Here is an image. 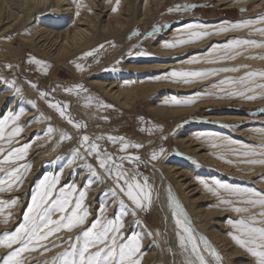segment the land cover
Here are the masks:
<instances>
[{
  "label": "bare ground",
  "instance_id": "6f19581e",
  "mask_svg": "<svg viewBox=\"0 0 264 264\" xmlns=\"http://www.w3.org/2000/svg\"><path fill=\"white\" fill-rule=\"evenodd\" d=\"M165 1L0 0V36L7 33H16L19 36V42L31 50L49 59L62 62L68 57L84 49H90V47L107 39L124 38L139 23L148 24L152 20V17L161 9ZM205 1H213L222 10H240L246 8L253 1H257L258 5L264 7V0ZM113 8L116 10L113 11ZM261 16H264V11L261 15L253 17L243 16L238 19L220 18L213 22H204L200 19L192 18L182 25L171 28L169 32L158 39L151 41L149 54L142 56L136 63H126L120 73H116V70L115 72L113 71L114 74H104L102 72L96 74L95 77L86 80L87 85L96 89L104 97L122 109L129 110L136 104L141 103L149 113L162 120L182 119L196 114L201 109L227 104H233V106L240 105L247 108L262 106L264 105V90L258 89L256 91L257 99L247 100L240 96L230 97L227 95V92H221L213 88L212 85L224 77H239L249 70L264 71V59H259L260 56H264V48L241 49L242 54L236 56L235 59H225L219 63H208L207 60L209 59V52L212 51L213 47L223 45L229 40H264V36L254 31L255 28H264V24H255L252 29L242 28L235 31L209 35L203 39H198L195 42L182 44L177 47H164L166 42L176 44L180 40L191 39L189 31H186L187 25L190 24L205 25L209 32L215 33L221 26L245 20H257ZM201 30L191 29V31ZM202 49L204 51H199ZM185 52L196 53L185 59L174 61L167 59L168 56ZM214 55L222 56L224 53L218 51ZM192 60L198 62L189 63ZM242 65H247L248 67L245 68ZM224 67H238L239 71L221 72L218 75L203 80L198 79L192 83H184L182 80L168 76L172 71H201ZM11 78H0V120L9 114L17 115L21 112L23 113L19 115L17 121L14 123L9 121L5 125L4 135L6 134V137L9 136L16 125L23 129L19 135L12 138V143L9 145V148L11 150L12 148L23 147L26 144L29 145L26 151V159L34 168L30 174V184L35 183L34 179L38 173L44 172L42 180L45 176L50 178L59 177L55 185V196L59 195V189L64 188L65 191H69V186L75 185L76 191L72 192L69 197V208L75 207V200L78 198L79 192L85 191L86 195L81 202V208L83 210L86 209L89 214L85 220L87 224L86 228L95 222L94 219H100L102 222L114 219L115 213L119 211L116 203L117 198L111 195L110 190L107 192V189L103 190L99 186V181L91 176L88 169L84 167V163H79L77 159L71 164L68 163L71 155L69 153L67 154L63 149H59V144L54 142L50 134L45 135L50 126L49 123L45 124L43 119H45L44 117L49 118V112L44 111V108L41 109L37 100H28L26 97L28 94L27 88L19 78L16 76ZM10 79L15 82L14 86H9V82H12ZM257 83H264V81L257 80ZM15 88H19L20 92L17 93ZM197 92L202 93V95L197 97ZM173 98L181 101L194 98L195 103L190 105H177L173 103ZM32 102H34L35 106H33ZM205 117L216 122H228L231 124L248 119V116L239 113L208 114ZM257 120V123L246 125L248 127L244 129L235 127L224 129L214 126L190 125L186 129L179 130L174 135V140L187 153L197 155L196 158L207 160L211 165L216 167L225 170L229 169L233 175H243L248 180L256 172H264V165L244 162L249 159H264V156L245 157L242 155L247 149L242 148L241 145H247L256 152H261L260 145L264 144V134L261 132V130H264V117L260 116ZM61 132L68 133L72 138L74 137L75 144L78 143L77 138H75L71 130L66 126L60 129L59 133ZM229 140L235 141L236 143L228 144L227 141ZM213 144L217 145V147H213ZM2 145L0 144V147ZM204 150L207 153L202 152ZM235 150L240 152L236 156L231 154ZM48 162H50L49 167L51 169L45 171L43 166ZM87 162L91 163L89 160ZM231 164H234V167L231 168ZM159 170L158 179L160 186L158 187L164 190V186H166L164 185V179L169 180L175 186L198 226L207 231V234L218 245L220 252H223L222 256L228 261L227 264H255L249 255H245L242 251L238 250L234 242L226 239L227 235L225 236L222 233L226 229L221 228L217 222L213 223V217L221 218L223 216V214L216 215L215 210H213L218 202L221 203V200L218 201L216 199V204H211V207L206 208L205 206L209 201L206 196L215 195L223 197V195H218L217 189L215 194L209 191L200 183V180H204L214 189L216 186L213 185L212 181L215 179L218 181L221 179V181L223 180L222 183L235 187H247H242L240 184L235 183V181L224 179L218 173H211L207 168L202 171L200 166H190L187 160L181 158L162 161ZM89 181H91L90 186L85 188V185H88ZM244 183L249 186H254L257 189L260 188L262 190L261 192H264V188L260 187L262 185L260 181H247L242 184ZM229 195L231 197L241 198L236 195ZM119 198L124 199L122 195ZM124 201L128 205L129 214L123 217V227L119 229L117 242L126 243L127 238L134 232L139 233L142 238L140 241V253L143 254L141 259L142 264L147 256L151 255H147L149 252L147 249L150 243L153 244L155 242L153 237L147 233L146 224L142 216L138 212L136 216H132L130 214L131 207L129 203L125 199ZM102 207L104 208L103 211H101ZM97 208L98 211H96ZM112 210L113 213L110 215V211ZM103 213H109V215L100 217L99 215ZM2 217H4L3 214L0 215V241H2L6 230H9V228L13 229L17 222L15 220L19 219V216H16L4 228L3 226H6V224L4 225V218L2 219ZM214 227H218L219 231H216ZM13 247L15 248L16 246ZM9 251L10 249L0 247V261L2 264L4 257ZM28 253L23 254L24 264H40L41 258L39 254L35 252L27 256ZM140 253L137 255H140Z\"/></svg>",
  "mask_w": 264,
  "mask_h": 264
},
{
  "label": "rangeland",
  "instance_id": "374dc122",
  "mask_svg": "<svg viewBox=\"0 0 264 264\" xmlns=\"http://www.w3.org/2000/svg\"><path fill=\"white\" fill-rule=\"evenodd\" d=\"M186 5H194V7L185 10L183 6ZM177 6H181L180 10L178 11L176 10ZM169 9L173 10L169 11ZM263 11L264 7L258 5L257 1L251 2L246 8L240 10H222L220 7L216 6L213 1L207 2L205 0H166L162 4L161 9L156 15L152 17V20L148 24L139 23L135 25L124 38L107 39L96 44L95 46L90 47V49H84L82 50L83 52L80 51L78 52L79 54L76 53L75 55L68 57L62 62H57L55 60L49 59L31 50L29 47L19 42V36L16 33H7L3 36H0V78H11L13 76L19 78L27 88L28 94L26 97L28 98V100H37L39 106H41V109L44 108V111L49 112V118L44 117L45 119H43V122L45 124L49 123V126L56 130L50 133V137L54 140V142H57L59 144V149H63L67 152V154L69 153L71 155L72 149L78 146V143L75 144V141L73 139L74 137L71 140L60 139L59 131L65 126L71 130L75 138H77L78 142L79 137L83 134H87L90 137L97 135H103L107 137L111 135L116 137L122 136L127 141L142 145V147H140L139 149L129 147L125 152L122 153L119 152L120 145L118 143L112 144L107 139L99 142L102 148L111 152L114 156L138 155L140 157L139 163L125 162L123 166L124 170L128 171L130 175L139 174L138 179H140L141 182L143 181V177H147L148 183L152 187L153 191L151 207L147 211L137 210V212L142 216L144 223L146 224L145 226L147 228V233L153 237V240L155 242L153 244L150 243V246L147 249L150 253L148 252L147 255H151L147 256L146 260H144L142 264H184L186 254L183 253L179 248L175 235L177 229L172 216L173 208L169 206V189L186 213L187 218L190 220L191 226L194 229L195 233L203 235L207 238L209 243L221 257L219 264H227L228 261L224 258V256H222L223 252H220L218 245L207 234V231L205 229H201L198 226L193 215H191L192 213L189 211L185 202L180 197V193L175 188V186H173L169 180L164 179V185H166L164 186V190L158 187L160 186V182L158 179V174L160 172L159 168L162 165V161L166 159L181 158L187 160L190 166H200L202 171L207 168L209 172L218 173L222 176V178L235 181V183L240 184L242 187L253 189L255 188L254 186H249L248 184L246 185L245 183H242L247 181H260L263 185H260V187L264 188V172L258 171L250 176L251 179L247 180V178H245L243 175H233L229 169L225 170L223 168L211 165L207 160L196 158L197 155L187 153L181 148L179 144L175 143L174 140V135L179 130L186 129L190 125L214 126L224 129H231L233 127L244 129L248 127L246 125L257 123L258 117H264V112L260 111L261 108H264V105L259 107L247 108L240 105L233 106V104H227L204 108L196 114L182 119L162 120L161 118L149 113L146 107L141 103L136 104L129 110L122 109L121 107L117 106L115 103L104 97L96 89L89 87L86 80L95 77L96 74H99L101 72L104 74H114V72L117 70L116 73H120L126 63H136L139 59H141L142 56H144L139 55V53L143 52L149 54L151 41L158 39L159 37L169 32L171 28L182 25L192 18H197L204 22H213L220 18L238 19L243 16L253 17L256 15H261ZM154 28H158V31L153 32ZM149 33H152V35H149ZM101 45H103L102 48L100 47ZM203 49L199 51H204ZM88 52H92L93 54L90 56H86L85 54ZM195 53L196 52H185L178 55L168 56L167 59L173 61L185 59L186 57L194 55ZM30 58L40 60L44 62V64L38 65L35 63H29ZM9 65H11V67H8ZM76 65H80L82 67V70H78ZM31 84H35L37 85V87L33 88L31 87ZM75 85H82V88L86 89L87 91L79 90L78 93L74 92L71 94L65 92V88L73 87ZM41 91L47 92L49 93V95L45 99H41L39 95ZM89 97L91 98L90 100ZM47 101L53 103L56 101H60L62 103L69 104L70 107L68 111L71 113L72 117L76 121L85 123L87 125L86 129L77 130L73 128L65 120H63L53 108H50L48 106ZM101 101L105 105H111V107L100 106ZM220 113H239L248 116V119L246 121L234 122L231 124L228 122H216L205 117L208 114ZM172 120H174L175 122ZM4 137L5 139H0L1 145L4 142L0 147L4 148V151L0 153V159H3V156L7 155V152L10 150V144L7 142L8 136L6 137L5 134ZM161 149H163V152H160ZM153 152L158 153V156L155 160L151 159V155ZM202 152L207 153L206 150ZM239 153L240 152L237 150L231 152V154L235 156ZM88 160L93 164V166H95L96 162L93 157H88L87 161ZM77 161L79 163H84V161L79 159H77ZM25 164L30 165L31 167L27 174L23 176L22 183L14 184L11 188H9L8 184L10 183V181H8L7 179V171L11 170V168L13 167H19L20 165ZM49 165L50 162L44 164L43 169L45 171H49V169H51ZM0 167H3L5 169V171L0 172V178L5 179V184L2 186L4 188V192L0 191V202L5 203L3 210L0 211V215L3 214L4 216L2 217V219L4 218L3 223L4 225L6 224V226L3 227H7V223H9L11 219L14 220L16 216H19V219L15 220V222H17L14 225V228H9V230L7 229V233L14 231L20 223H23V213L27 211V206L31 204L32 196L36 192L40 181H42L44 172L38 173L37 177L34 179L35 183L31 185L30 174L34 168L29 163V161H27L26 154L24 155L23 159L15 160L14 163L11 164L0 165ZM232 167H234V164H231V168ZM97 171L98 173H100V176L102 178L101 180H98L99 186L103 190L107 189L108 192L111 188L114 187L113 181L108 179V177L105 176L99 168H97ZM219 181L222 182L223 180L221 181L220 179ZM55 189L53 192V197H55L56 194ZM255 189L259 192L262 191L260 188ZM24 191H26V193H24ZM217 191L218 195H223V197H218L215 195L206 196L209 201L207 202L205 207H211V204H216V199L218 201L223 199L233 202L232 204H224L218 202V204L215 206V209L213 210H215L214 212L216 213V215L223 214V216L221 218L213 217L212 221H214L213 223L217 222L221 228L226 229L222 231V233L225 236L227 235V240H230V242H234L231 238L230 233H238L232 227L230 221H236L243 216L249 215L250 213H236L232 211V208H251V206L238 203V201L242 198L231 197L229 195L231 193H228L223 189H217ZM123 198L127 201L126 197ZM12 200H16L17 203L14 206H7V204ZM127 202L132 208L131 203L129 201ZM71 209L72 208L68 207L66 210V214H70ZM260 210L261 209L258 207L251 209V211L253 212H259ZM77 211L80 212L83 211V209L81 208ZM96 211H98V208L96 209ZM112 213L113 210L110 211V215ZM60 215V213H56L53 216V219H57ZM103 215L104 217H106V215H109V213H103L99 216L101 217ZM5 218H7V223L4 222ZM96 220L97 219H94V221ZM86 227L87 224L84 223L82 226L75 228L71 232L61 231L49 237L48 240L42 242V244L46 246L47 250H45L44 247L38 246L37 251L30 252L27 256H30V254L32 255L36 252L41 258L40 264H46V262L47 264H51L52 258L56 256L57 253H60L68 248L70 242L69 238H74L78 233L82 231V229H85ZM214 228L216 229V231H219L218 227ZM54 245H59V247H56ZM235 245L237 246L238 250L242 251L243 254L249 255L250 259L255 263L254 258L249 253L239 247L236 243ZM202 247L203 246L201 245V248ZM92 251H95V249H92ZM205 256L211 261V264H217V262L212 257H209L207 253H205ZM0 264H2L1 261Z\"/></svg>",
  "mask_w": 264,
  "mask_h": 264
},
{
  "label": "snow or ice",
  "instance_id": "6c2138e0",
  "mask_svg": "<svg viewBox=\"0 0 264 264\" xmlns=\"http://www.w3.org/2000/svg\"><path fill=\"white\" fill-rule=\"evenodd\" d=\"M185 10L194 7V5L183 6ZM181 6H177L176 10H180ZM116 9L113 8V11ZM173 9H169L172 11ZM255 24H264V16L259 17L257 20H245L238 23H232L230 25L221 26L215 33L209 32L205 25H187L186 31H189L191 39L180 40L176 44L165 43V48L177 47L182 44L192 43L195 40L203 39L209 35L219 34L229 31H235L242 28L252 29ZM202 29L201 31H191V29ZM158 31V28H154L153 32ZM255 32L264 36V28H255ZM135 34V33H134ZM152 35V33H149ZM101 48L103 45L100 46ZM248 48H264V40L254 39H232L227 41L223 45H217L213 47L209 52L208 63H219L225 59H235L236 56L241 55V49L247 50ZM222 51L224 55H214V53ZM92 52H88L85 55L90 56ZM131 54V53H130ZM139 55H146V53H139ZM256 58V57H252ZM259 59H264V56H260ZM198 61L192 60L189 63H196ZM29 63H35L43 65L44 62L35 58H30ZM8 67H11L9 65ZM78 70H82L80 65H76ZM247 68V65H242ZM46 70V69H45ZM238 67H224V68H211L201 71H172L168 76L182 80L184 83H192L196 80L207 79L211 76L218 75L221 72H238ZM257 80L264 81V71L249 70L243 73L239 77H224L212 87L218 89L221 92H227V95L240 96L247 100H255L258 96L256 91L264 90V83H257ZM15 82H9V86H14ZM227 86V87H224ZM31 87L36 88L37 85L31 84ZM242 89V90H241ZM66 93H78L79 90L87 91L82 88V85H75L73 87L65 88ZM17 93L20 92L19 88H15ZM41 99H45L49 93L41 91L39 93ZM202 93L197 92L196 96H201ZM223 98V97H218ZM91 98L89 97V100ZM48 102V106L53 108L59 116L65 120L73 128L80 130L86 129L85 123L76 121L71 113L68 111L70 105L62 103L60 101ZM33 106L34 105V102ZM173 103L177 105H190L195 103L194 98L186 100H177L173 98ZM102 107H111V105H105L100 102ZM260 111L264 112V108ZM9 114L0 120V139L4 137V127L9 121L15 122L19 119V115ZM23 129L21 127H14L7 138L9 144L12 143V138L19 135ZM56 131L52 127H49L45 135ZM264 134V130H261ZM211 135V134H202ZM61 140H71L72 136L66 132L60 133ZM107 139L112 144H119V152H125L129 147L139 149L142 145L127 141L124 137L116 136H103L97 135L90 137L87 134H83L79 137L78 146L71 151V159L68 163L71 164L74 160L79 159L84 161V167L88 169L92 177L97 180H101V176L97 171L99 168L108 179L113 181L114 187L110 189V193L116 199L119 211L115 213L114 219H109L106 222H102L97 219L91 223V226L82 229L74 238H69V246L64 251L57 253L52 258L51 264H141L142 253L141 248V236L139 233H133L127 238L126 243H118L119 229L123 227V217L129 214L128 205L124 199L119 198L121 195L127 198L132 205L130 214L132 216L137 215V210L147 211L152 204V187L148 183L147 177H143L141 182L138 179L139 174H129L124 170V163H139L140 157L138 155H123L114 156L111 152L102 148L100 141ZM228 144L236 143L235 141H227ZM213 147L217 145L213 144ZM29 145H24L20 148H12L7 152V155L0 159V165L14 163L15 160L23 159ZM242 148L247 150L242 153L245 157L251 156H264V144L260 145L261 152H256L247 145H241ZM4 150L0 148V153ZM163 152V149L160 150ZM158 153L153 152L151 159L155 160ZM88 157H93L96 164L87 162ZM249 164H261L264 165V159H249L244 161ZM30 165H20L19 167H13L7 171V179L10 181L8 187L11 188L14 184L22 183L23 176L30 170ZM5 171L3 167H0V172ZM59 177L45 176L40 181L36 192L32 196V202L27 206V211L23 213V223H20L14 231L7 232L3 235L2 241H0V247L10 249L7 255L3 259V264H24V253L37 251L38 246H46L42 244L43 241L48 240L49 237L61 232V231H73L75 228L82 226L85 223L87 216L89 215L87 210L78 212V209L82 207V201L85 198L86 192L80 191L78 198L75 200V207L71 209L70 214H66V210L69 205V197L72 192L76 191L75 185L69 186V191H65L64 188L59 190V195L53 197L55 185L58 182ZM200 183L204 185L206 189L216 193V189H223L226 192L241 197L238 203L243 205H249V207H234L232 211L236 213H250L247 216H243L236 221H230L232 227L238 234H231L232 240L247 253H249L255 260V264H264V192H259L252 188H240L233 185L222 183L218 180L212 181L216 188H212L204 180H200ZM5 184V179L0 178V191H3L2 187ZM91 181L85 188L89 187ZM169 206L173 208L172 216L176 226V238L178 246L183 253H185L184 264H211V261L205 256V253L209 257H212L217 264L221 260V257L212 247L206 237L195 233L191 226L190 220L187 218L186 213L182 209L179 202L172 195L171 190L168 191ZM17 203L16 200H12L7 206H14ZM221 203L232 204L230 200H221ZM5 206L4 202H0V211ZM260 208L259 212H253L251 209ZM104 208L102 207L101 211ZM56 213L61 215L57 219H53ZM7 223V218L4 220ZM111 233V235H109ZM159 234V233H157ZM122 238V237H119ZM16 245L14 248L13 246ZM201 245L203 246L201 248ZM59 247V245H54ZM95 249V251H92ZM140 253V255H137ZM47 264V262H46Z\"/></svg>",
  "mask_w": 264,
  "mask_h": 264
}]
</instances>
